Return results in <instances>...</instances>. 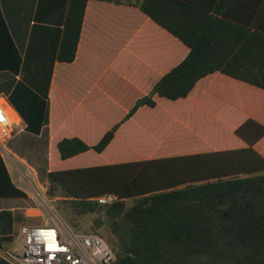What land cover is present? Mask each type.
I'll list each match as a JSON object with an SVG mask.
<instances>
[{
  "label": "trees",
  "instance_id": "1",
  "mask_svg": "<svg viewBox=\"0 0 264 264\" xmlns=\"http://www.w3.org/2000/svg\"><path fill=\"white\" fill-rule=\"evenodd\" d=\"M87 2L70 0L60 61L75 58ZM136 4L190 47L153 94L184 97L197 80L216 71L264 90V27L175 0H137ZM7 44L10 55L13 50L9 60L18 70L22 57L0 13V68L8 63ZM258 102L262 109H255L232 132L218 134L215 122L194 125L198 133L192 134L191 142L197 146L184 154L55 165L47 174L48 194L63 197L73 215H97L96 227L106 230L100 235L109 238L117 254L113 264H264V97ZM142 103L154 101L145 97L137 106ZM43 122H48L47 115ZM115 131L93 145L78 137L64 138L58 142L60 158L101 153ZM106 194L117 199L100 203L97 198ZM0 196H28L12 180L1 154ZM25 219L18 210H0V251L13 245L15 226ZM0 264L13 263L0 254Z\"/></svg>",
  "mask_w": 264,
  "mask_h": 264
},
{
  "label": "crops",
  "instance_id": "2",
  "mask_svg": "<svg viewBox=\"0 0 264 264\" xmlns=\"http://www.w3.org/2000/svg\"><path fill=\"white\" fill-rule=\"evenodd\" d=\"M175 1L264 27V0ZM136 2L88 0L75 58L66 62L58 55L70 0H0V13L22 57L15 70L9 60L13 50L10 55L7 44L8 63L0 68V100L7 102L19 121L6 143L12 155L0 154L14 183L28 194L25 198L0 196V210H18L32 225L48 223L38 215L39 194L26 185L40 186L46 194L47 174L55 165L77 167L184 154L197 146L191 142L192 134L198 133L194 125L215 122L217 131L232 132L255 109H262L258 100L264 97L263 89L221 71L197 80L184 97L153 94L190 47ZM145 97L154 104L137 106ZM113 129L114 137L101 153L60 158V140L78 137L93 145ZM39 166L45 171L43 179ZM28 167L34 175L21 185L19 179Z\"/></svg>",
  "mask_w": 264,
  "mask_h": 264
},
{
  "label": "built area",
  "instance_id": "3",
  "mask_svg": "<svg viewBox=\"0 0 264 264\" xmlns=\"http://www.w3.org/2000/svg\"><path fill=\"white\" fill-rule=\"evenodd\" d=\"M15 125L16 120L7 102L0 100V151L4 154L12 155L6 143L13 136ZM33 175V169L28 167L27 174L20 177L19 183L23 184ZM37 189L43 192L40 186ZM97 199L102 204H108L117 197L106 194ZM18 235L22 240L20 249L13 244L0 251L13 264H113L117 259L112 245L103 236L76 230L60 218L40 225L21 224Z\"/></svg>",
  "mask_w": 264,
  "mask_h": 264
},
{
  "label": "rangeland",
  "instance_id": "4",
  "mask_svg": "<svg viewBox=\"0 0 264 264\" xmlns=\"http://www.w3.org/2000/svg\"><path fill=\"white\" fill-rule=\"evenodd\" d=\"M213 125L214 127L217 126L216 124H213ZM217 132L220 135L223 133L220 131H217ZM39 171H40V177H41L40 179L45 178V173H44L45 171H43L41 167L39 168ZM21 185H26V183H23ZM26 187L32 191L36 190V192L39 194L38 200H36V202L34 200L29 201V202L31 203L35 202L36 204H40L39 207L41 210L39 211V214H38L40 219H43L44 221L49 220V222H51L53 219L60 218L64 220L65 222H67L68 224H70L71 226H73L74 228L76 227L80 230L92 231L98 234L106 233V230L104 228L105 226H102L100 228L96 227V221H95V217L97 216L96 214H86V215H76L75 214L73 215L71 210L68 207V203L65 202L63 197L51 196L48 194V190L46 194L44 192L42 193L40 190L37 189L36 186H33V185H26ZM51 198L53 199L52 201L50 200ZM131 202L132 201L129 200V203ZM21 224H31V223L26 220V221H23ZM21 224L19 223L17 225V229H16L17 237L15 239V242L13 243L19 249L22 246V240L18 235V229ZM105 238L108 241L109 238L108 237H105Z\"/></svg>",
  "mask_w": 264,
  "mask_h": 264
},
{
  "label": "bare ground",
  "instance_id": "5",
  "mask_svg": "<svg viewBox=\"0 0 264 264\" xmlns=\"http://www.w3.org/2000/svg\"><path fill=\"white\" fill-rule=\"evenodd\" d=\"M11 112H12V115H13V117L15 118V120L19 121V118H17V117L15 116V114H14V112H13V109H11Z\"/></svg>",
  "mask_w": 264,
  "mask_h": 264
}]
</instances>
